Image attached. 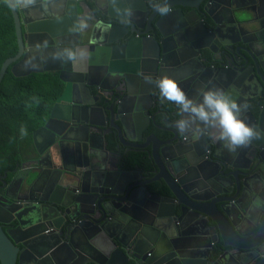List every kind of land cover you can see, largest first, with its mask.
Here are the masks:
<instances>
[{
	"label": "flooded vegetation",
	"instance_id": "obj_1",
	"mask_svg": "<svg viewBox=\"0 0 264 264\" xmlns=\"http://www.w3.org/2000/svg\"><path fill=\"white\" fill-rule=\"evenodd\" d=\"M182 1L184 5L179 6V9L184 13L193 8L202 10L207 5V14L197 11L198 21L203 28L196 29L200 34L207 35L200 42L206 48L189 55L187 53V68L183 66L184 73L206 69L209 71L212 67H218L220 57L228 56L225 63L235 69L237 57L248 59V64H251L250 55H264V0ZM86 2L99 19L114 23L98 12L93 0ZM104 2L97 0L103 13L111 12L126 17L125 12L118 6V0H112L111 5ZM148 11L151 14L153 9L148 7ZM87 14L88 20L95 19L89 12ZM145 15L146 12L143 13V22ZM132 17L138 19L136 14ZM160 18L157 14L152 19L153 28L150 34L156 41L161 39L164 51L171 55L166 65L173 69L175 66V69L180 68L179 61L172 55L176 45L170 34L171 29L178 24H171V20L165 18L159 21ZM85 23L89 24L88 21ZM73 37L70 40H74ZM179 42L181 41L178 39ZM153 64L154 62L146 67L151 71L148 77L158 79ZM33 67L29 65L28 68ZM90 75L94 76V72L91 71ZM133 78L129 80L127 92L130 96L126 99L118 94L122 88L118 74L105 76L101 81L96 76L91 78L90 82H97L99 89H85L80 85L78 95V90L71 89L59 103L61 111L56 114L63 115L69 107H73L75 121L69 120L62 124L52 122L48 128L43 126L33 132L34 153L16 167L10 179H6L10 172L0 175V227L5 234L12 230L14 239L26 242V248L21 244H14L19 249L18 253H22L20 264H44L39 262L41 250L34 248L33 240L27 238L30 233L38 232L47 236L66 233L72 218L78 219L84 213L91 214V211V218H99L100 215L94 210L98 200L90 199L91 205L89 203L77 209L69 203L73 195L66 193V186L71 174L78 171L75 160L79 153L83 155V163H87L88 155L93 154L99 166L128 175L123 178L125 186L134 184V188L138 189L133 200L146 208L140 214L146 224L145 231L153 240L150 244L142 242L139 246L137 256L144 262L257 264L263 260L264 225L260 231L259 229L264 218V209L250 207V202L257 196L264 197V135L253 140V145L263 150L260 156L254 147L249 146L230 152L207 134L198 139H193L191 135L186 137L175 128V121L180 117L176 106L162 100L159 89L145 76ZM246 78L251 85L253 76L247 73ZM191 82L186 80L180 84L187 92ZM142 84L146 92H152L150 97L138 92V87ZM252 87L254 90L247 97L256 96L243 99V104L246 105L244 111L256 123H260V129H264V89ZM196 92L197 89H193V94ZM135 93L140 107H147L149 112L147 119H139L136 127L130 122L134 113L132 107L135 99L132 100V96ZM118 104L123 106L122 115L116 113ZM90 120L99 126H88ZM121 122L125 127L122 126L121 133L118 134L113 125L121 126ZM69 137L75 141L63 140ZM35 171L40 177L27 191L25 183L32 180L33 177L29 178V175ZM165 180L176 191L178 200L174 198ZM175 184L179 186V189L176 187L179 192L184 191L185 195L175 189ZM63 194L67 195L66 199ZM207 202L216 205L217 209L221 205L226 206L234 217L241 215L239 232L242 242L232 240L230 236L227 241L241 243L247 248L245 251L224 247L214 224L205 221L195 211L203 207L210 208L206 205L209 204ZM63 205L66 207L62 208ZM157 208L161 209L160 214H163L164 219L156 222ZM64 210L67 215H64ZM209 211L224 228L221 215L215 210ZM22 212L27 215L23 217ZM18 216L25 225L36 222V226L24 230V227L19 226ZM55 225L60 228L57 229ZM78 240L75 241L77 246L85 248V243ZM89 259L76 257L68 264H95L86 262ZM102 261L104 264H134L129 256L113 263ZM16 264H19L18 261Z\"/></svg>",
	"mask_w": 264,
	"mask_h": 264
},
{
	"label": "water",
	"instance_id": "obj_2",
	"mask_svg": "<svg viewBox=\"0 0 264 264\" xmlns=\"http://www.w3.org/2000/svg\"><path fill=\"white\" fill-rule=\"evenodd\" d=\"M4 1L7 2L13 17L18 51L14 57L8 58L2 63L0 82L7 68L14 64L11 73L16 77L26 76L34 72H55L64 85L62 94L53 105L44 128H48L52 122L62 124L69 122V120L75 121L73 107H69L63 115L56 114L57 111L59 113L61 111L59 110V103L65 99V95L71 89L74 88L76 91L80 85L85 89L90 87L99 89L100 85L97 82H90L91 78L96 76L101 81L104 80L105 76L118 74L119 85L122 87L118 94L122 96V99H126L130 96L127 92L130 84L129 80L134 79L133 77L136 76L141 77V75L148 77L151 71L147 70L146 67L152 62H154V72L157 74V78L161 74L169 76L183 74L173 78L178 82L192 81L186 92L191 97H196L201 88L212 86L230 91L234 98L243 104V99H252L256 96L247 97V94L254 90L252 86L255 89H264V55L262 57L256 54L250 55L251 64H248V59H240L241 56L237 57L235 69L225 63L228 56L225 58L220 57L218 67H212L209 71L206 69L184 73L188 58L187 53L189 55V53L206 48V46H201L200 42L207 35L200 34L196 29L197 27L203 28L202 23L198 21L197 11L207 14V5L202 10L193 8L184 13L179 9V6L184 5L182 0H168L170 11L168 14L162 15L155 12L153 8L158 0H118V6L125 12L126 17H124L111 12L103 13L97 0H93L94 7L98 12L105 18L114 21V23H111L99 19L97 13L87 4L86 0ZM103 1L109 5L112 2V0ZM148 7L153 9L151 14ZM87 12L92 14L95 19L88 20L89 15ZM144 12H146V15L143 22ZM133 14H136L138 19L133 18ZM157 14L161 17L159 21L165 18L170 19L171 24H178L170 32L172 42L176 45L174 53H170L179 61L178 66L181 69L178 67L175 69L176 66L173 69V67L166 65L167 59L171 55L164 51L162 40L156 41L150 34L153 28L152 19ZM86 21L89 22L88 25L85 23ZM117 21L124 23H117ZM213 23L215 24V22ZM71 35H75V37ZM72 37L74 40H70ZM178 39L181 42L178 43ZM29 65L34 67L30 69L28 68ZM184 65L185 67H183ZM91 71L94 72V76L90 75ZM247 73L253 76L251 85L247 82ZM144 89V84L138 87L140 95L146 94L147 97H150L152 92H146ZM193 89H197L194 94ZM76 93L78 95L79 90ZM137 93L132 96V100L135 99ZM138 100L137 97L133 102L132 109L134 113L130 120L135 127L138 125L139 119H147V115H149L147 107L141 108ZM121 107H123L121 104L117 105L116 113L118 115L123 113ZM244 118L254 127L260 129V123H256L246 110L244 111ZM121 123V126L113 125L118 134L125 127L124 123ZM87 125L91 127L99 126L92 120ZM63 140L66 142L75 141L71 137L63 138ZM248 146L254 147L255 151L258 152V156L261 155L263 150L254 146L253 142ZM81 159L83 160V155L79 153L75 160L78 171L71 174L66 186L69 188V190L67 188L66 193L73 195L69 203L77 209V207L87 206L89 203L91 205L90 199L98 200L94 210L100 216L99 218H91L90 215H93L91 211V214L84 213L78 219H76L77 217L72 218V223L66 233H55L53 236L38 234V232L30 233L27 238L33 240L34 248L41 250L39 262L44 264H68L76 257L85 259L89 257L90 259L86 261L88 263L104 264L102 260L113 263L117 259H127L129 256L134 264H149V262H144L137 256V251L142 242L150 244L153 241L145 231L146 224L140 214L145 212L146 208L133 200L134 193L138 189L134 188V184L128 187L125 186L126 183H123V178L128 175L118 170L99 166L93 154L88 155L87 163H83ZM166 173L168 174V172ZM30 177L33 178L30 182L25 183L26 190H30L40 176L35 171L29 175ZM176 187L179 189V186L175 184V189L179 192ZM169 189L174 198L178 200L176 191L170 186ZM179 193L185 195L184 191ZM66 198L67 195L64 196V199ZM207 203L209 204L206 205L210 208L203 207V209L195 211L205 221L214 224V229L218 231L224 247L228 246L238 251H245L247 248L243 247L241 243L227 241V237L230 236L232 240H241L242 242L239 232L242 217L239 212V216L234 217L226 206L221 205L217 209L216 205L210 202ZM64 207L66 206L63 205L62 208ZM210 209L221 215L224 228L211 214ZM160 211L161 209L157 208L156 222L164 219ZM65 214L67 215V212L64 210ZM21 215L24 217L27 214L22 212ZM20 220L21 218L18 216L19 226L24 227V230L36 226V222L25 225ZM0 223H2L1 218ZM263 225L264 218L259 231ZM55 227L60 228L59 225H55ZM78 239H81V243H85V248L77 246L75 241ZM14 244H21L23 248H26V242H23L22 239H14L12 230H8L5 234L0 227V264H16L17 261L20 264L22 253H18L19 249ZM257 264H264V259Z\"/></svg>",
	"mask_w": 264,
	"mask_h": 264
},
{
	"label": "trees",
	"instance_id": "obj_3",
	"mask_svg": "<svg viewBox=\"0 0 264 264\" xmlns=\"http://www.w3.org/2000/svg\"><path fill=\"white\" fill-rule=\"evenodd\" d=\"M14 22L6 1L0 2V68L17 54ZM7 68L0 82V175L6 179L34 153L33 132L45 125L63 91L57 73L34 72L16 77ZM21 127L27 134L21 133Z\"/></svg>",
	"mask_w": 264,
	"mask_h": 264
},
{
	"label": "clouds",
	"instance_id": "obj_4",
	"mask_svg": "<svg viewBox=\"0 0 264 264\" xmlns=\"http://www.w3.org/2000/svg\"><path fill=\"white\" fill-rule=\"evenodd\" d=\"M156 10L166 15L170 11L168 0H158ZM151 80L159 89L162 100L176 106L180 117L175 121V128L186 137L198 139L201 135H210L230 152H236L250 145L254 139L264 135V129H258L244 118L246 105L237 101L233 94L219 87L201 88L196 97L189 96L180 82L167 74ZM21 133L27 129L21 127ZM250 207L264 209V197H255Z\"/></svg>",
	"mask_w": 264,
	"mask_h": 264
}]
</instances>
